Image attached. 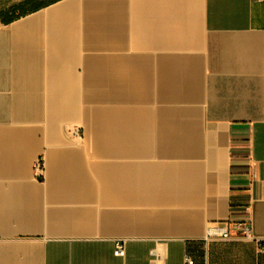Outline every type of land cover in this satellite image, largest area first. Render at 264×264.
<instances>
[{"label": "crops", "instance_id": "0c3cea01", "mask_svg": "<svg viewBox=\"0 0 264 264\" xmlns=\"http://www.w3.org/2000/svg\"><path fill=\"white\" fill-rule=\"evenodd\" d=\"M38 1L0 17V264H264V0Z\"/></svg>", "mask_w": 264, "mask_h": 264}, {"label": "built area", "instance_id": "2783aa9c", "mask_svg": "<svg viewBox=\"0 0 264 264\" xmlns=\"http://www.w3.org/2000/svg\"><path fill=\"white\" fill-rule=\"evenodd\" d=\"M36 169L38 170V172L43 173L44 166H43V161L41 159L37 161ZM244 226L245 225L243 223L237 224L235 233H231L229 228H222V230H220V231L210 229L209 237H215V238L226 239V240L251 238L252 237V231H251L250 227H247V226L244 227ZM259 247H260L261 251H264V242H261ZM115 254L117 256H125L124 243L118 242ZM188 263L194 264V261L188 259Z\"/></svg>", "mask_w": 264, "mask_h": 264}, {"label": "trees", "instance_id": "16d2710c", "mask_svg": "<svg viewBox=\"0 0 264 264\" xmlns=\"http://www.w3.org/2000/svg\"><path fill=\"white\" fill-rule=\"evenodd\" d=\"M41 4L38 0H20L2 3L0 4V17L4 23L9 24L38 10L42 7L40 6Z\"/></svg>", "mask_w": 264, "mask_h": 264}]
</instances>
